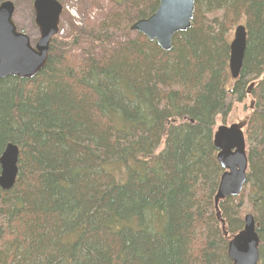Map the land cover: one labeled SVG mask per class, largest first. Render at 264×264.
Wrapping results in <instances>:
<instances>
[{
    "label": "trees",
    "instance_id": "16d2710c",
    "mask_svg": "<svg viewBox=\"0 0 264 264\" xmlns=\"http://www.w3.org/2000/svg\"><path fill=\"white\" fill-rule=\"evenodd\" d=\"M86 1L93 20L54 37L36 77L0 81V156L19 150L0 189V264H232L246 210L264 264V0H194L169 52L129 31L158 0ZM246 101L247 182L218 205L224 236L213 134Z\"/></svg>",
    "mask_w": 264,
    "mask_h": 264
},
{
    "label": "water",
    "instance_id": "95a60500",
    "mask_svg": "<svg viewBox=\"0 0 264 264\" xmlns=\"http://www.w3.org/2000/svg\"><path fill=\"white\" fill-rule=\"evenodd\" d=\"M33 10L34 23L39 33L34 45L27 35L17 31L12 21L13 4L0 0V81L9 77L33 79L47 63L49 45L58 33L62 6L57 0H34ZM193 13L194 0H158L154 14L134 23L130 31L169 52L173 36L190 28ZM245 50L246 29L238 26L229 46L228 69L232 80L239 77ZM244 125L219 126L213 135L216 161L223 170L213 201L215 216L222 226L224 236V221L220 217L218 205L227 198L239 196L247 182L248 163L242 132ZM18 156L19 150L12 144H8L0 156L2 191L10 190L16 181ZM259 245L254 218L245 215L243 229L228 242L227 256L232 264H260Z\"/></svg>",
    "mask_w": 264,
    "mask_h": 264
},
{
    "label": "rangeland",
    "instance_id": "374dc122",
    "mask_svg": "<svg viewBox=\"0 0 264 264\" xmlns=\"http://www.w3.org/2000/svg\"><path fill=\"white\" fill-rule=\"evenodd\" d=\"M9 1L14 5L13 22L16 28L26 34L33 44L38 40L39 33L34 23V13L31 0H5ZM65 6L62 11L61 18L59 21V27L62 31L60 37H63L71 28V26L77 27L75 22H81L82 19L87 18L91 11V7L86 0H62L61 3ZM90 10V11H89ZM75 13V14H74ZM244 21L241 20L238 25H243ZM234 29V28H233ZM233 36V32H231ZM250 107V101L244 102V104H235L232 108L229 117L223 121L221 118L216 119L215 129L221 125L229 126L231 124H237L239 122L247 121L249 111L245 108ZM247 149V142H246ZM249 213L246 210L242 213L243 216Z\"/></svg>",
    "mask_w": 264,
    "mask_h": 264
},
{
    "label": "bare ground",
    "instance_id": "6f19581e",
    "mask_svg": "<svg viewBox=\"0 0 264 264\" xmlns=\"http://www.w3.org/2000/svg\"><path fill=\"white\" fill-rule=\"evenodd\" d=\"M31 1H32V0H31ZM89 11H90V10H89ZM92 11H96V10H95V9H94V10L91 9L90 12H92ZM74 14H75V13H74ZM75 25H78V26H77L78 28L81 27L80 24H79L78 22H75ZM237 27H238V25L234 27V29L232 30L233 33H234V31H235V29H236ZM16 29H17V28H16ZM17 30H18V29H17ZM228 62H229V61H228ZM228 117H229V116H228ZM221 126H224V125H221Z\"/></svg>",
    "mask_w": 264,
    "mask_h": 264
}]
</instances>
